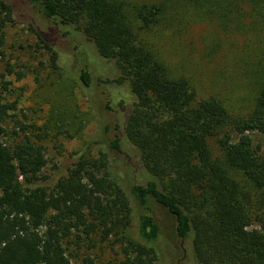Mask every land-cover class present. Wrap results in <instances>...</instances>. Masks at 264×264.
Masks as SVG:
<instances>
[{
	"label": "trees",
	"instance_id": "1",
	"mask_svg": "<svg viewBox=\"0 0 264 264\" xmlns=\"http://www.w3.org/2000/svg\"><path fill=\"white\" fill-rule=\"evenodd\" d=\"M26 1L51 23L81 32L99 57L114 61L119 73L111 82L129 87L132 108L114 124L120 136L110 145H128L139 154L149 179L130 188L137 204L149 212L151 198L163 207L177 236L189 240L197 264H264V79L251 109L234 113L218 96L197 99L189 81L173 76L143 37L156 24L174 30V17L213 23L223 34L264 27V0ZM12 14L11 5L0 0V31ZM30 29L56 69L58 53ZM78 73L88 86L87 70ZM13 107L0 99L2 135ZM45 164L39 136L25 134L10 145L0 141V264H95L88 256L69 259V239L78 233L85 239L98 233L102 242L112 238L119 264H158L153 247L126 233L129 201L103 152L79 155L51 187L37 183ZM148 212L138 224L146 242L159 234Z\"/></svg>",
	"mask_w": 264,
	"mask_h": 264
},
{
	"label": "rangeland",
	"instance_id": "2",
	"mask_svg": "<svg viewBox=\"0 0 264 264\" xmlns=\"http://www.w3.org/2000/svg\"><path fill=\"white\" fill-rule=\"evenodd\" d=\"M4 1L13 14L12 22H6L0 31V99L14 107L2 123L5 134H0V141L10 145L25 134L35 140L39 136L46 164L37 183L47 187L66 175L79 155L96 158L103 152L112 178L129 201L127 235L153 247L158 264H197L189 240L177 236L173 217L151 198L150 211H146L130 193L134 183L149 179L137 150L128 145L116 150L110 145L120 136L114 124L123 121L133 103L127 85L111 82L119 73L114 61L99 57L94 45L73 26L51 23L26 0ZM244 23L248 24V18ZM173 24L174 30L156 24L143 36L159 52L169 72L185 77L197 99L215 95L234 113L251 109L259 80L264 79V27L223 34L210 22L174 17ZM30 26L58 53L56 69ZM82 67L89 73L88 86L79 80ZM256 71L262 72L256 76ZM107 104L111 109L103 110ZM253 139L261 141L258 135ZM147 212L159 227L158 237L150 242L138 235L139 216ZM78 234L79 238L72 234L69 239L71 262L88 256L95 264H119L122 256L112 238L102 242L98 233L89 239Z\"/></svg>",
	"mask_w": 264,
	"mask_h": 264
}]
</instances>
